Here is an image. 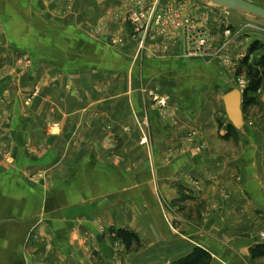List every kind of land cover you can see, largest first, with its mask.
Instances as JSON below:
<instances>
[{"label": "crops", "instance_id": "0c3cea01", "mask_svg": "<svg viewBox=\"0 0 264 264\" xmlns=\"http://www.w3.org/2000/svg\"><path fill=\"white\" fill-rule=\"evenodd\" d=\"M101 1L86 0L84 10L72 4L64 11V0H60L58 19L51 18V10L41 1L22 3L42 19H55L71 31L65 38L67 44H53L57 49L52 57H34L37 73L45 79L42 92L29 106H22L14 97L18 103L12 110L16 113L14 127L9 138L0 137V142L9 140L14 156L5 175L8 178L0 186V264H164L195 246L210 252V264L263 262L264 258L251 259L250 248L264 241L260 237L264 233V146H260L264 125L224 137L226 129L216 125L219 97L211 89L228 84L221 61L212 57L200 68H194L195 60L185 59L182 64L176 55L177 33L168 41L166 56L147 55L137 61L135 41L117 49L108 32L102 33L101 42L87 30L77 34L79 26L94 27L107 10L119 8L123 0H111L107 8ZM246 1L264 7V0ZM202 15L207 18L205 12ZM27 17L22 13L20 21L32 27L35 20ZM219 23L207 24V30L218 33ZM251 27V37L229 38L227 50L232 58L243 51L242 41L248 45L252 37L264 48V24ZM43 30L49 42L56 30L50 25ZM29 34V28L19 32L34 40ZM99 46L105 51L113 49L103 53ZM109 54L119 63L109 60ZM188 72L196 73L189 77ZM37 76L30 80L23 75L18 85L30 87L41 77ZM147 89L167 96L174 121L157 116ZM48 112L54 125L45 131ZM140 112L153 125L155 150L157 143L160 152L162 147L168 150V163L162 169L146 164L141 171L140 162L132 161V171L126 172L123 162L113 160L110 152L137 150L135 118ZM89 115L90 128L85 129L82 125ZM190 132V147L203 145L205 149L175 154V149L186 144L182 136ZM116 134L121 140H112L111 135ZM236 138L235 151L222 149ZM4 170L0 164V175ZM36 174H41L36 181L29 178ZM157 188L160 194H168V235L161 236L160 219L141 205V194H157ZM179 194L184 195L183 208L186 203H197L198 221L189 224L174 210L172 200ZM38 214L43 222L24 248V238L32 228L30 220ZM99 224L134 231L142 246L131 253L121 249L116 257L112 238L100 232Z\"/></svg>", "mask_w": 264, "mask_h": 264}, {"label": "rangeland", "instance_id": "374dc122", "mask_svg": "<svg viewBox=\"0 0 264 264\" xmlns=\"http://www.w3.org/2000/svg\"><path fill=\"white\" fill-rule=\"evenodd\" d=\"M37 1H41L43 4H45V6L48 7L49 10H51V18L53 17L55 19H58L61 17L59 12L60 5L57 6L60 0ZM85 1L86 0H64L63 7H61V9L67 11L70 8V5L74 4L75 6L77 5L76 7H78V9L84 10L82 6L85 5ZM30 2H32V0H0L1 138H3V136L4 138H9L11 128L14 127L13 121L15 119L14 115L16 113H13L12 110L16 109L15 105L18 104L14 103L16 102L15 100H17L16 98H19L17 102H19V104H21L22 106H29L32 104V101L37 97V95L42 92L41 89L44 87L45 79L40 75L41 72L37 73V61L36 63L34 62V57L36 58V60H39L43 57H52L53 49H57V46L55 47V45L53 44L55 43L57 45V43L60 41L67 44L68 40L65 38L70 34L71 31L70 27L61 26L59 21L55 19H47L46 17L42 19L43 16H39L33 8L30 9L31 6H29L30 8H24L22 6V3L28 5V3ZM101 2L105 6V8H107L111 0H102ZM135 11L143 15V19H141L138 23L130 18V15ZM204 12L205 14H207L206 19L202 15ZM22 13L24 17L28 16L27 18L31 21L35 20L32 23L34 26L32 25V27H27L23 21H20V15ZM86 18L91 19L90 16ZM185 21L187 22L184 23ZM212 22H217V24L220 22L218 33H212V31L209 32V28L207 30V24L211 25ZM254 24H264V20L245 12L226 9L214 5L205 0H189L187 3H184L181 0H175L173 2L168 0H165L164 2L163 0H123L119 8L107 10L104 13L103 17L100 19V22L94 25V27H89L87 29V27L85 28L84 25L79 26L76 32L77 34H81L87 30L88 33H92L97 36L99 38V42H101L100 36L102 35V33L108 32L112 37L114 47H117V49L126 48V42L135 41L136 52L134 54V59L136 61L147 55L166 56L168 54V41L174 33H177L179 37L178 41L176 42V45H178L179 47L178 53H176V55L178 56V58H180L182 64L186 62L185 59L195 60L197 62H194V68H200L204 61L206 62L212 57H217L221 61L220 64L222 69H224L225 77L228 78V84L226 86L215 85L211 89L214 90L215 94H217V96L219 97V107L215 111V113L219 112V118L216 119V125H218V127H224L226 129V126L230 123V121L228 120L224 110L222 96L232 88H239L243 92L248 83V80L243 73L239 75L236 74L238 68H244V66H241V60L245 56H247V62L254 65L256 60L264 50V48L260 49L259 47H256L252 50L249 49L251 44L256 41L252 37V39L248 41V45L245 40L242 41L241 46L243 47V51H238L236 58H232V56L228 54L227 50L228 41L230 40L229 38L236 41L235 39L241 40L244 39V37H251L249 36L251 31H253L251 25ZM47 25L52 26L56 30L54 37L52 36L49 42L45 41L44 37H46V33L43 30ZM115 25H123V27L120 26L113 29ZM185 25H189V29H187ZM39 27H41L42 29H39ZM21 28L24 30L29 28V35H33L32 38H34V40H31V38H27L26 36H20L19 32L21 31ZM186 29L189 31H196L199 29L202 34L199 35V32H196L197 34L195 33L192 34L193 36L188 37ZM126 33L128 35H126ZM10 36L13 37L11 38ZM198 37L204 38V44L200 49L192 47V43ZM37 39H39L40 41L36 42ZM27 43L31 44V46L27 45ZM32 43L34 44L32 45ZM45 44H48L49 50L46 49L47 46ZM99 47L100 50L101 48H103L101 50L103 53H107L109 49H113L108 47L109 49L105 51L106 49L104 48V46ZM33 48L37 49V52L36 50H33ZM109 55L110 56H106L109 57V60H113L115 63H119V61L115 60V56H113L112 54ZM89 59L91 60V57ZM83 62H86V59L83 60ZM87 62H89V66L92 65L91 61ZM188 73L189 77H193L192 75H195L196 72L192 73V75L191 72ZM36 74L38 75L37 78L39 76L41 77L38 78L36 82H31L30 84L32 85L30 87L23 88L22 86L21 88L20 85H18V81L22 78L23 75H26L28 77L27 79L31 80V78ZM145 93L150 100L151 108L154 109L160 119L169 123L174 121V115L170 109L167 96L159 94L150 89L145 90ZM15 96L16 98H14ZM254 96L255 101L251 104H247L244 106L242 101L244 123L246 128L248 127L249 129H252L254 127L260 128L264 125V85L258 90V92L254 94ZM161 100H164L165 102L162 103ZM140 114V117L137 116L135 118V124L138 128L136 147L137 150L133 151L126 148L123 153L114 154L113 152H110L111 156H113V160L123 162L126 172L132 171L130 169V167H132V161L140 162L141 171H144V168H147L150 165L153 169L155 166L156 168L162 169L164 168V166L162 167V165L168 163V150H165L162 147V151L160 152L159 149L161 147V144L159 143H157L158 147H156L157 149L155 150L153 144L154 135L151 130L153 125L148 121L147 116L143 115V113L141 112ZM50 116L51 112H48L49 118L48 120H46L47 122L44 128L45 131H47V128H49L50 125H54ZM90 120L91 115L88 116L87 121L82 125L83 128H90ZM106 127L107 129H109L110 126ZM123 127L124 128L122 129L124 130V132L128 131V125H125ZM192 136L193 135L191 132L184 134V136H182V139H184L186 142L185 146L175 149L174 153L180 154L188 152L190 154H195L197 151H202L203 148L205 149L203 145H198L197 148H191L190 140ZM260 137L262 138L260 146L263 147L264 133L260 135ZM111 138L112 140L116 139V141H118L121 140L122 137L116 134L115 136L111 135ZM8 142L9 140L4 141V139H2V141L0 142V164L5 167L4 171H6L3 174L1 173L0 175V186H2L3 181L8 178L5 177V175H8V171L11 169L14 163L13 151L12 149H10ZM75 143V145L78 146L80 144V141L78 140ZM238 143L239 142H237L236 138L233 143L229 145H222V149L227 151H235ZM146 164H148L147 167ZM161 169H158V173ZM162 174L164 176L165 172H163ZM40 177L41 174L29 176V178L34 181H36L37 178ZM141 196V205L146 208L145 211L147 213L149 211V214L152 217H158L160 219V226H158V231L160 232L161 236L168 235V231L166 229V226L168 227V194H160V189L157 188V194H141ZM183 196V194H179L178 198L172 200V206L176 212L184 216L185 220L188 221L189 224H192L198 221L197 216H195L197 203H190L189 205H187L186 203L185 208H183ZM42 222L43 218L39 214L34 216L30 220L32 228L24 238V248H26L28 244L32 243L36 236V227ZM107 227L103 224H99L98 228L100 232L107 233L112 238L114 249L116 250V257L117 255L120 256L119 252L121 249H125L126 252L131 253L137 251L139 247L142 246V240H140L138 244H133L129 249H127L121 243V241L115 237V233L112 232V229H117V227ZM93 249L95 250L96 247L94 246ZM116 259L117 261H119L118 258ZM261 263H259V261H252V264Z\"/></svg>", "mask_w": 264, "mask_h": 264}, {"label": "trees", "instance_id": "16d2710c", "mask_svg": "<svg viewBox=\"0 0 264 264\" xmlns=\"http://www.w3.org/2000/svg\"><path fill=\"white\" fill-rule=\"evenodd\" d=\"M256 47H262L259 41H254L249 49L252 50ZM247 59V56H245L241 60V66H244V68L240 67L236 71L237 75L243 73L248 80L242 92L244 106L255 101L254 94L264 85V50L254 65L249 64ZM231 135L238 136V130L229 123L226 126V134L224 137L228 138ZM112 232L115 233V237L120 240L127 249L133 244H138L140 242L138 235L127 228L112 229ZM250 255L251 259L264 258V241H257L250 248ZM211 260L212 256L208 250L200 246H195L188 253L171 261L169 264H210ZM261 264H264V261Z\"/></svg>", "mask_w": 264, "mask_h": 264}, {"label": "water", "instance_id": "95a60500", "mask_svg": "<svg viewBox=\"0 0 264 264\" xmlns=\"http://www.w3.org/2000/svg\"><path fill=\"white\" fill-rule=\"evenodd\" d=\"M214 5L241 11L264 20V7L258 6L246 0H205ZM224 110L232 126L239 132L246 131L242 112V90L232 88L222 96Z\"/></svg>", "mask_w": 264, "mask_h": 264}, {"label": "built area", "instance_id": "2783aa9c", "mask_svg": "<svg viewBox=\"0 0 264 264\" xmlns=\"http://www.w3.org/2000/svg\"><path fill=\"white\" fill-rule=\"evenodd\" d=\"M130 18H131L133 21H135V22L138 23V22H140L141 19H143V15H142L141 13L135 11V12H133V13L130 15ZM186 22H187V21H185L184 23H186ZM185 27H186L187 29H189V28H188L189 25H185ZM187 29H186V33H187V36H188V37H189V36H193L192 34H195L196 32H199V33H198L199 35L202 34V32H200L199 29L196 30V31H194V30L189 31V30H187ZM196 34H197V33H196ZM197 36H198V35H197ZM203 44H204V38H202V37H198V38L195 39L194 42L192 43V47H193V48L196 47V49H200V48H202ZM161 101H162V103L165 102L164 100H161ZM260 237L264 238V233H261V234H260Z\"/></svg>", "mask_w": 264, "mask_h": 264}]
</instances>
